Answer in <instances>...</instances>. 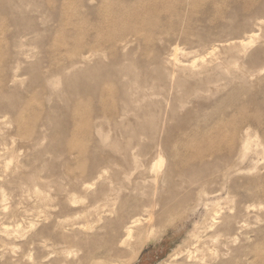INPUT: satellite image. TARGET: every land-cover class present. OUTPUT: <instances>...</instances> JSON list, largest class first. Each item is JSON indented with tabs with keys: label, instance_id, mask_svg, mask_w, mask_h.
<instances>
[{
	"label": "rangeland",
	"instance_id": "1",
	"mask_svg": "<svg viewBox=\"0 0 264 264\" xmlns=\"http://www.w3.org/2000/svg\"><path fill=\"white\" fill-rule=\"evenodd\" d=\"M173 1L0 0V264H66L75 244L44 247L42 235L62 232L49 226L77 223L82 234L104 237L153 197L180 206L129 264H264V123L252 122L264 99V11L260 0ZM166 2L167 11L152 9ZM41 6L43 18L32 11ZM139 11L143 24L134 20ZM134 28L137 37L110 49ZM166 37L183 64L173 77L153 61L157 50L172 53ZM85 42L98 47L72 65ZM180 126L191 140H176ZM187 143L228 172L225 183L183 153ZM239 204L256 208L240 216L235 241L224 247L220 237V247L215 241L187 262L197 234L211 243L208 209L219 211L223 227Z\"/></svg>",
	"mask_w": 264,
	"mask_h": 264
},
{
	"label": "bare ground",
	"instance_id": "2",
	"mask_svg": "<svg viewBox=\"0 0 264 264\" xmlns=\"http://www.w3.org/2000/svg\"><path fill=\"white\" fill-rule=\"evenodd\" d=\"M54 2L57 3L56 1H54ZM54 2H52V5H51L52 8H54L56 6V4ZM171 3L174 5L173 0ZM169 5H170V2L169 3L166 2V3H161V5H159V6H153V8L152 7L151 8L155 11H157L159 9L162 11H167L168 10L167 8L169 7ZM257 5H258V9L263 12L264 11V2L262 0H260V2ZM60 7H62V4L60 5ZM42 9H43V6H41L40 8L39 7L34 8V9H32V11L43 18L42 14H45V13H43L41 11ZM134 20H135L136 24H143L145 22V17L139 11L137 14H135ZM161 32L168 34L171 31L169 28L167 30L161 29ZM137 34H138V30L134 28V29L130 30L129 32H127L123 36L122 35L115 36L113 38V41L108 43V46L110 47V49H114V47H116L115 45L117 43L126 44L128 37H130V38L131 37H137ZM251 38L252 37H250L249 39H251ZM164 40H165L166 44L169 46L168 48L173 47L172 53L166 54L167 51L165 49H163V51L157 50V52L153 58V61L157 62V63L159 62L162 69L168 74V76L173 77L174 68L177 69V68H179L180 65H183V64H181L180 60H178L177 57L175 56V54H177V53L174 52L175 51L174 50V38L173 37H171V38L166 37V38H164ZM228 43H230V42H228ZM232 43H233V41L231 42V44ZM242 43H244V42H241V44ZM250 43H251V41H249L248 43H245V45H248ZM97 47H98L97 44H90L87 42L79 45L77 48V54H78L79 58L75 62H73L72 65L78 66V65L85 63L86 60L93 55V51L96 50ZM176 52H177V49H176ZM210 53H211V51H210ZM162 55H164L165 57H162ZM219 65H221V63ZM191 68H192V66L190 65L189 69H191ZM178 70L179 69H177V71ZM184 71H185V69H184ZM193 71H195V70H193ZM201 71H203V70L201 69ZM187 75L190 76L191 74H187ZM200 75H201V73H200ZM194 76L196 77V75H194ZM74 77H77V75ZM255 107H256V115L253 116L252 122H254L258 126H261V123H264V113L261 112V109L264 108V99L256 102ZM184 131H185V129L183 126L178 127V129L176 130V133L174 132L176 140H178V141H180V140H191L190 137L183 135ZM168 132L170 133L172 131L169 130ZM245 132H247V131H245ZM166 137H168V136H166ZM158 146H159V144H158ZM198 149H199L198 146L187 143L186 146L184 147L183 153L184 154L190 153V154L196 155V157L198 156V158H195L194 156H192L191 158L197 159L196 161L199 162L203 166V168L206 170V172H208L209 175L213 176L216 173L217 174L216 176H218L221 173L223 176L222 183H225L228 172L225 170L224 171L217 170L218 167L215 166L213 163H210V162L214 161L212 156L207 154V156L201 157L197 154ZM77 152L79 153V155L81 157L85 155V153L82 151V148L78 149ZM208 157H209L210 161L206 162L205 160ZM157 166H158V168L161 167L160 161H158V162L156 161V165H155L154 169H156ZM196 167H197V165H196ZM196 167L193 168V170H192V172L194 174L197 173L195 171ZM210 180H212V179L209 178L206 181H210ZM154 181H152V182H154ZM157 181H158V179H157ZM223 187L224 186H221V188H223ZM85 188L88 189V186ZM199 194H200V196L202 195V190L199 192ZM247 195L250 196L249 194H246V196H243V197L246 198V197H248ZM155 199L156 198L153 197L150 202L148 201V202L142 203L140 206L141 214L137 215V217L133 218L127 224V226H124L122 228L123 230L119 231L118 233L111 234V232H109V230H108V231H105V234H104L105 236L102 237V236H99V232L97 231V229H93L90 231V234H82L80 232L81 228L77 223L67 224V222H58L57 224H52L51 226H49V228L54 229V227L57 225L58 227H60V229H62V232L55 234L52 231V233L50 235H47V236L42 235V237H40L39 241L42 245H44V247L50 248L53 251L58 250L61 252H63V250H64V249H62L63 248L62 245H64V244H75L76 251H74V253L73 252L69 253L71 255L70 258L72 260L67 261L66 264H99L100 259L108 258L110 256L120 255L123 251L128 250V249L130 250V253H129L127 259H125L123 261L111 260L109 262H103L102 264L135 263V262H137L138 255H139L141 249L143 248V246L145 245L146 241L150 238H155L159 234L158 230H161V229L164 230L167 227H169L170 224L166 223L165 218L167 217L168 214L174 212L175 208L180 206V204L175 203L174 200H159L158 198L156 200ZM156 206H160L159 211H155ZM135 208H137V205L135 206ZM255 208H256V206L253 204H244V205L239 204L238 213L236 215L232 216L233 222L223 224V227H217L218 216L220 215L219 211L213 207L209 208L208 212H207L206 219L204 220V223H206L204 226V231H205L204 233L207 232L206 231L207 228H208L209 232H212V234L208 235V237H207V238H209L211 243L210 244L206 243V242L203 243L202 242L203 235L197 234L195 236V240L192 242V246H193L192 250L190 248L186 249L187 254H186L185 260L187 262L191 263L193 260L196 259V255H194V253L199 252V251H203V249L207 245L209 246V248H211L210 245L212 246V244H214L215 241H216V244L218 245V247H220V245H222V242H220L221 240L217 241V239L220 237L221 238L223 237L225 239L223 242V246L227 247L228 243H231L232 240L235 241V239H232V238H235V236H238V233H240L242 231V228L244 227L243 224L245 223V221L240 220L239 219L240 216L241 215L248 216ZM99 229L100 230L105 229V227L101 226ZM249 233L252 234V233H254V231H250ZM228 240H229V242H228ZM229 251H231V250H229ZM220 253L222 255H225V252H220ZM227 253H229V252H227ZM250 254L251 253H249V255L246 254L245 256H247V257L252 256ZM232 256L234 258L241 257L240 253L237 250L232 252ZM178 257H180V253L179 254H177V253L173 254L170 258H171V261H174V260L178 259ZM237 260L238 259L229 260V261H219L218 264H237ZM193 262H195V261H193ZM202 262H203V260H202Z\"/></svg>",
	"mask_w": 264,
	"mask_h": 264
}]
</instances>
